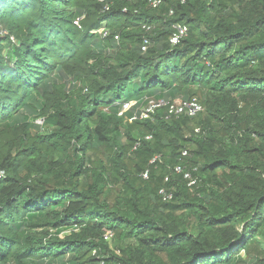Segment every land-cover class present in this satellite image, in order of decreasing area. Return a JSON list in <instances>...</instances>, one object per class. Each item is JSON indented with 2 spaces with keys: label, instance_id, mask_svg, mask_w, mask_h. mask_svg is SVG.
<instances>
[{
  "label": "trees",
  "instance_id": "trees-1",
  "mask_svg": "<svg viewBox=\"0 0 264 264\" xmlns=\"http://www.w3.org/2000/svg\"><path fill=\"white\" fill-rule=\"evenodd\" d=\"M0 171V264H264V0H0Z\"/></svg>",
  "mask_w": 264,
  "mask_h": 264
},
{
  "label": "built area",
  "instance_id": "built-area-1",
  "mask_svg": "<svg viewBox=\"0 0 264 264\" xmlns=\"http://www.w3.org/2000/svg\"><path fill=\"white\" fill-rule=\"evenodd\" d=\"M159 3H160V0H150V4L152 7H156L157 5H159ZM146 29L148 30V29H150V27H146ZM186 33H187L186 25H178L175 28V32L172 34V36L170 38L171 43L177 44L179 42V40L186 35ZM147 43H148V39L145 38L143 40V44L141 46L142 51L146 50ZM160 106H166L167 116H176L177 117L181 114H187L188 116H194L196 113L202 111V106L196 98H191L189 100H182L179 98V99H175L171 102H169V101L164 102L163 100H158V101L149 100L141 108L140 117L146 118V117L150 116V114L153 113L154 110L156 108H159ZM128 107H129V104L124 103L122 105V111L128 109ZM195 130L198 131V129H195ZM182 154L185 155L186 152L184 151ZM175 171L180 173V172H182V169L179 166H176ZM1 176H3L2 171H0V177ZM142 176L144 178H146L147 172H144L142 174ZM183 178L187 180L188 186H193L196 183V180L191 176V174L189 172H184ZM160 192L163 193V190H161ZM165 197L169 198L170 195H165ZM111 236H112V233L109 231H106L103 235V238L105 240H109L111 238Z\"/></svg>",
  "mask_w": 264,
  "mask_h": 264
},
{
  "label": "clouds",
  "instance_id": "clouds-1",
  "mask_svg": "<svg viewBox=\"0 0 264 264\" xmlns=\"http://www.w3.org/2000/svg\"><path fill=\"white\" fill-rule=\"evenodd\" d=\"M158 6V5H157ZM156 6V7H157ZM109 8L108 7H105L104 8V10H108ZM146 27H150V26H146ZM146 27H145V30L147 31V29H146ZM187 27V26H186ZM148 31H150V29H148ZM100 32L103 34V36L105 37L108 33H107V30H104V28H101L100 29ZM2 33H5V31H2ZM172 36V35H171ZM118 37H116V39H117ZM12 41L14 42V40H13V37H12ZM171 42V41H170ZM143 44V43H142ZM173 44V43H172ZM147 45H148V43H147ZM147 48V47H146ZM144 52V51H143ZM177 99H179V98H177ZM124 104V103H123ZM129 104V107L132 105V103H128ZM128 107V108H129ZM127 110V109H126ZM125 111V110H124ZM123 111H122V109H121V112L119 113V114H121Z\"/></svg>",
  "mask_w": 264,
  "mask_h": 264
},
{
  "label": "rangeland",
  "instance_id": "rangeland-1",
  "mask_svg": "<svg viewBox=\"0 0 264 264\" xmlns=\"http://www.w3.org/2000/svg\"><path fill=\"white\" fill-rule=\"evenodd\" d=\"M60 236H63V233H62V235H60ZM111 242V241H110Z\"/></svg>",
  "mask_w": 264,
  "mask_h": 264
}]
</instances>
